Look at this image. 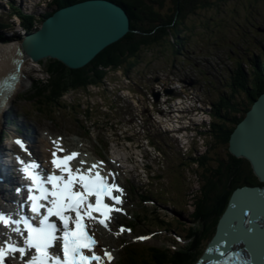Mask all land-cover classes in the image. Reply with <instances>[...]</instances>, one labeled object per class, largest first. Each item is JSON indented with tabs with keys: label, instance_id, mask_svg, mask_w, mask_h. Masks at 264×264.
Returning <instances> with one entry per match:
<instances>
[{
	"label": "trees",
	"instance_id": "1",
	"mask_svg": "<svg viewBox=\"0 0 264 264\" xmlns=\"http://www.w3.org/2000/svg\"><path fill=\"white\" fill-rule=\"evenodd\" d=\"M60 5L80 0H57ZM122 4L130 17L131 31L117 42L103 49L88 65L79 69H70L57 59L48 63V82L45 86L57 95L70 87L87 88L97 84L106 76L108 69L122 68L128 73L139 63L144 50L160 46L166 54L176 58L189 39L193 37L195 25L189 22L193 17L216 21L215 11L220 14L227 10L230 0H113ZM248 10L261 0H246ZM225 11V10H224ZM208 16L210 17L209 19ZM218 19V18H217ZM263 55V54H262ZM262 60L251 64V70L237 65L234 77L229 76L217 116L222 123L215 129L213 141L205 154L198 160L199 189L193 193L192 225L188 227L190 242L186 253L175 250H153L147 264H191L201 252L203 244L210 240L216 230V224L227 207L232 191L242 185H264L255 174L246 158L234 156L229 150V138L236 122L251 107L253 100L264 91V56ZM69 71V72H68ZM45 90H43V94ZM224 112V113H223ZM211 144L215 147L211 152ZM160 225H167L161 221ZM185 248V249H186Z\"/></svg>",
	"mask_w": 264,
	"mask_h": 264
},
{
	"label": "rangeland",
	"instance_id": "2",
	"mask_svg": "<svg viewBox=\"0 0 264 264\" xmlns=\"http://www.w3.org/2000/svg\"><path fill=\"white\" fill-rule=\"evenodd\" d=\"M167 4L170 3V0H166ZM245 4H249L246 0H230L229 5L227 7V10L224 9L220 14H218L215 11H211L210 14L216 15V21H211L209 20L206 22L203 19H194L191 17L189 19V22L193 25H195V30H193V37L189 39V43H186L184 45L183 50H187L190 52V57L193 60V62L187 61V63L192 64L193 67V74L192 76L197 77L196 74L199 75L200 71L198 69L199 66L197 63H200L198 61L202 60H208L207 57H209V60H213L214 55H216V48L214 49V40L218 39L221 41V44L224 46V49L221 48L220 52L224 53L221 55V58H225L230 56V53L233 51L232 48V42L229 43L228 41L233 38L234 40H239V41H245L247 44L250 45L251 41H255V43L259 42V39L264 37V34L262 32L257 33L261 31L262 28H264V0H261L257 2L256 4L253 5V8L246 9ZM210 17L208 16L207 19ZM240 23V25H239ZM255 29V31L253 30ZM248 46V45H246ZM244 48H247V47ZM207 52L211 53L210 55L207 54ZM140 60L139 63L136 64L131 71V76L129 79H126V77L123 75L122 70H112L108 73L107 79L110 81L106 82L105 86L101 87H91V95L86 96L85 93H83V90H76V91H68L63 95V99H69L70 103H72L73 107L71 110L66 109L63 110L62 112L64 113H69L73 114L77 112L78 110L88 107V108H93V117L92 119H102V120H107L110 116H115L116 119H119V116H117L115 113L116 111H111V108L105 107L106 104L113 103L118 100H122L129 102L128 100H132L135 102V107L133 105L127 106L126 110L131 111L132 114H136L134 116H137V113H141L143 115H146L145 119L148 120L147 127H152L157 128V121L155 120L154 122L151 121V118L147 113H149L153 118H156L157 120H160L162 122H165L167 124V118L164 116H161L159 112H154L153 110L157 109L158 106L163 108V110L168 114L169 108L170 107H176L179 109V111L183 110V107H187L191 109V114H180L183 119L179 120L178 124H182L184 127L189 126L190 121H195V122H202L201 118H207L209 119V111L203 109L200 110L198 107H202L203 103H199L198 101V96L200 98H204L202 95V91H204L207 95L210 94L214 99H217L218 97V87L217 84L212 87L211 91V83L214 82L208 79L209 82V89L207 87L206 81L203 79L202 75H199L200 81L205 87L204 89L202 88H197L195 90V94L198 96H193L192 95H178L174 97V100L172 101V104L162 106L163 100L165 96L163 95L160 98L161 103L157 106L156 104L152 105L151 103L154 101V95L152 94V91L154 89L160 90L164 92V89L167 87H174L176 82H168L167 80V66H173L175 59L172 57L170 54H166L165 47L160 46L157 48L153 49H147L144 50L143 53L140 55ZM182 57V56H181ZM236 58V55H235ZM182 60V58H181ZM178 62V60H177ZM234 62V61H233ZM235 63V62H234ZM47 61L43 60L40 63L38 62H32L31 59H27L25 62V69L27 71V77L30 78V80H35L38 78H47V74L44 73V67L46 66ZM232 64V63H230ZM179 65V64H178ZM196 65V66H195ZM191 66H188L189 68ZM226 68V67H225ZM227 71V69H226ZM160 76L159 81H154L155 76ZM153 78V79H152ZM143 79H151L150 82H142ZM137 80V81H136ZM179 85V91L183 92V88L181 83ZM31 87V82H28L27 85L22 88L21 90V95H24L26 90ZM124 88L122 91L121 89ZM127 88H130L128 90ZM28 89L27 91H29ZM191 91V90H190ZM133 97V99H132ZM180 97V98H178ZM19 99L21 101H24L23 98ZM206 107L208 110L211 108V100L207 97L206 98ZM25 102V101H24ZM29 102V100H28ZM176 102V103H175ZM27 103V102H26ZM193 105V107H192ZM199 105V106H198ZM103 106V107H101ZM146 109H145V107ZM191 107V108H190ZM104 108H107V111H104ZM199 111L198 113L195 111ZM114 113V115H113ZM175 113H178V111H175ZM174 114H171V116H175ZM176 118H179L178 116ZM142 120L143 118H139ZM213 120V119H211ZM204 129H206L207 134L206 136L202 137H190L189 140H186L189 145H192V140L195 138V141L197 143V147L195 148L193 145L191 147V152L195 151L198 153H201L197 155V158L199 156H202L203 152L208 148L207 142H212L213 141V136L210 133V123L206 121L204 124ZM169 128L168 124L162 125V130ZM174 135V134H173ZM186 143V142H185ZM184 146V145H182ZM181 146V147H182ZM206 146V147H205ZM133 148V151L135 153H144L143 150L141 149H136L135 146L131 145ZM173 150L172 152H166L167 157L162 158L163 159V166L161 168V174L163 175V179L160 181V186L158 183L154 184V189L158 187L164 188L165 186H169L170 189L168 192L171 195H167V197L175 196L174 194H178L181 198V200L177 199L181 205L183 204L185 207V210H180L181 215L178 213H175L172 209H165L164 207L159 206L157 204V213L159 214V218H164L166 220H170L172 225H175L179 230L178 234H180L183 237L182 241H177L174 232H164L163 230L157 231L158 235H156L157 239L152 240L150 243L156 244V247H151L152 245H140V249L142 252L147 251L146 257L150 258L153 251L152 250H161L160 249V244H166L165 247L171 249L172 247L174 248L177 244L170 242V239H174L177 243L183 244L185 242V236L187 235L188 232V227L192 225L190 221L189 214L193 211V193H195L199 189V183H198V175H195V172L189 169H182L181 176L179 173L177 175H174V171L176 170L179 172L181 170L180 168H174L169 169L167 168V164L169 162V165L171 162H174L177 166L179 165L178 162H180L179 157H191L193 153L189 154V156H186V150L183 148L184 155L181 156L176 153V148L173 145ZM215 146L211 144V152H213V148ZM216 148V147H215ZM217 149V148H216ZM205 154V153H204ZM190 161V160H188ZM186 162V161H185ZM191 164H195L192 162ZM173 166V163L172 165ZM158 169V168H157ZM194 171L200 172L198 167L194 165ZM171 185V186H170ZM176 190H175V189ZM173 199V202H176V197L169 198ZM166 202V201H164ZM165 205V204H163ZM148 208H152L153 205H147ZM151 210L146 209L142 211V219L143 217L146 219L150 229H160V228H155L154 227V221L158 218L156 216H153V213H150ZM179 216L175 217V216ZM181 217V218H180ZM163 241L164 243H162ZM207 241H205L206 243ZM203 244V246L205 245ZM172 246V247H171ZM182 246V245H181ZM203 248V247H202ZM202 250V249H201ZM141 252V253H142ZM152 252V253H151Z\"/></svg>",
	"mask_w": 264,
	"mask_h": 264
},
{
	"label": "water",
	"instance_id": "3",
	"mask_svg": "<svg viewBox=\"0 0 264 264\" xmlns=\"http://www.w3.org/2000/svg\"><path fill=\"white\" fill-rule=\"evenodd\" d=\"M129 30V17L123 8L111 1L87 0L60 9L43 21L23 47L35 60L51 56L76 69L87 65ZM229 150L234 156L249 160L264 182V92L231 132ZM233 247L256 252L255 264L263 258L264 187L236 190L221 216L209 251L212 257H218L219 249Z\"/></svg>",
	"mask_w": 264,
	"mask_h": 264
},
{
	"label": "snow or ice",
	"instance_id": "4",
	"mask_svg": "<svg viewBox=\"0 0 264 264\" xmlns=\"http://www.w3.org/2000/svg\"><path fill=\"white\" fill-rule=\"evenodd\" d=\"M16 143L25 147L20 139ZM65 152L60 146L52 151L50 163L53 171L49 174L44 173L38 161L18 158L25 178L32 181L25 185L31 211L40 213L46 208V214L39 219V226L36 227L28 217L13 219L11 214L0 212V224L15 225L13 231L17 233H21V223L27 229L24 247H18L10 239L0 241L5 245L0 246V264H5L12 253H20V258L24 259L29 255L28 250H34L35 254L25 264H106L113 260L112 252L99 247L95 226L99 224L111 230L109 222L114 218L113 213L123 210L118 205L123 203L124 189L115 182L114 173L102 174L103 161L87 169L73 167L72 162L80 154L60 155ZM16 191L19 193L21 189ZM93 197L94 200L91 199ZM106 198L110 202H106ZM51 217L58 218L59 224L50 221ZM120 231L125 229L121 227Z\"/></svg>",
	"mask_w": 264,
	"mask_h": 264
},
{
	"label": "bare ground",
	"instance_id": "5",
	"mask_svg": "<svg viewBox=\"0 0 264 264\" xmlns=\"http://www.w3.org/2000/svg\"><path fill=\"white\" fill-rule=\"evenodd\" d=\"M15 34H16V32H15ZM2 44V46H1V49H0V57H2V59H3V61L5 60V56H6V47H5V44L4 43H1ZM22 48V47H21ZM13 50V48L12 49H10L9 50V54L11 53V51ZM103 50V49H102ZM14 55V54H13ZM50 57L51 56H48V58L50 59ZM1 59V60H2ZM0 60V61H1ZM5 64V63H4ZM3 64V65H4ZM6 64L8 65V66H10V64H11V58H9L7 61H6ZM3 67V66H2ZM26 84V80H22L21 82H20V86H23V85H25ZM179 115V114H178ZM177 117V116H176ZM193 160H195V157H193ZM227 205H229V203H227Z\"/></svg>",
	"mask_w": 264,
	"mask_h": 264
}]
</instances>
